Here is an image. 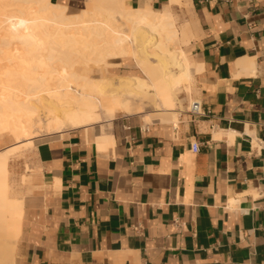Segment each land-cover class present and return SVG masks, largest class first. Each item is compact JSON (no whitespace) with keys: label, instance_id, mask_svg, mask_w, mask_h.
<instances>
[{"label":"crops","instance_id":"1","mask_svg":"<svg viewBox=\"0 0 264 264\" xmlns=\"http://www.w3.org/2000/svg\"><path fill=\"white\" fill-rule=\"evenodd\" d=\"M124 1L159 10L168 0ZM181 3L193 36L178 46L204 115L184 100L169 122L112 128L127 117L116 115L103 147L99 128L79 127L17 150L13 264H264V0ZM16 143L3 136L0 151Z\"/></svg>","mask_w":264,"mask_h":264},{"label":"bare ground","instance_id":"2","mask_svg":"<svg viewBox=\"0 0 264 264\" xmlns=\"http://www.w3.org/2000/svg\"><path fill=\"white\" fill-rule=\"evenodd\" d=\"M85 1L71 14L52 0H0V138L17 142L0 151V264L14 263L20 233L22 199L7 180L20 146L33 145L35 134L97 127L103 147L117 113L169 122L179 93L189 92L191 65L178 46L189 30L173 13L181 0L159 10ZM117 58L132 60L142 75H104Z\"/></svg>","mask_w":264,"mask_h":264},{"label":"rangeland","instance_id":"3","mask_svg":"<svg viewBox=\"0 0 264 264\" xmlns=\"http://www.w3.org/2000/svg\"><path fill=\"white\" fill-rule=\"evenodd\" d=\"M53 1V0H52ZM53 2H57V3H60V4H63V5H66L67 6V12L68 13H78V12H81V10L84 8V6L86 5V1L85 0H82L81 1V4L78 6V7H75V8H68V5H67V2L66 1H63V0H56V1H53ZM182 6V3L178 4L177 7H174V11L173 13L176 15L177 17V22L178 24H183L184 22L187 23V26H188V29L190 30V32L192 33V29H193V26L192 24L190 23L189 20L185 19L182 17V15H180V13H178V9H180V7ZM192 36H193V33H192ZM191 36V38H192ZM187 49V48H186ZM110 62H113V65H109L107 67V71H104L103 74L106 76H118V75H128V74H136V75H142V72L134 65V62L130 59H120V58H117V59H112L110 60ZM115 63V64H114ZM99 75V74H98ZM180 99V100H179ZM193 99V97L191 98L190 94H186L184 91L181 90V92L179 93L178 95V102H179V107H177V110L178 111H181L183 109H185V106L183 104V101L186 100L187 102H190L191 100ZM116 115H121L120 113H117ZM122 119H129V120H139L140 122L142 123H147L146 121H149V122H155L151 119H153L152 117H150L149 114H142V115H133V116H127V117H124L122 116L121 118L118 117L117 119L114 120V124L112 126L115 127V124H117L119 121H121ZM174 120V119H173ZM35 138L34 139H39V138H42L44 137L46 134H35ZM7 138V140L9 141H13L14 139L10 136V135H7L5 136ZM33 139V141H34ZM16 141V140H15ZM25 149V146L23 147H19L17 150V154L16 155H21L23 150ZM15 152V153H16ZM15 153L11 156H15ZM19 182H21V185L24 186L25 183L27 182L26 180V176L23 175L21 176ZM13 195V194H11Z\"/></svg>","mask_w":264,"mask_h":264},{"label":"built area","instance_id":"4","mask_svg":"<svg viewBox=\"0 0 264 264\" xmlns=\"http://www.w3.org/2000/svg\"><path fill=\"white\" fill-rule=\"evenodd\" d=\"M187 111L191 114V115H204V111L202 109L201 103L199 102V100H192L188 106ZM199 148L197 143H193L191 145V150H193L194 152L197 151Z\"/></svg>","mask_w":264,"mask_h":264}]
</instances>
